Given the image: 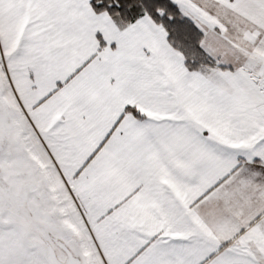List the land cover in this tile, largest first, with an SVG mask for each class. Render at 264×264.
<instances>
[{
  "label": "snow or ice",
  "instance_id": "snow-or-ice-1",
  "mask_svg": "<svg viewBox=\"0 0 264 264\" xmlns=\"http://www.w3.org/2000/svg\"><path fill=\"white\" fill-rule=\"evenodd\" d=\"M0 264H264V0H0Z\"/></svg>",
  "mask_w": 264,
  "mask_h": 264
}]
</instances>
